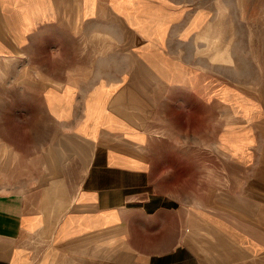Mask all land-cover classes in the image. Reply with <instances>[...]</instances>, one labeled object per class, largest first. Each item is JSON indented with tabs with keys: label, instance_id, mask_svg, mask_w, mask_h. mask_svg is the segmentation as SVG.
<instances>
[{
	"label": "crops",
	"instance_id": "1",
	"mask_svg": "<svg viewBox=\"0 0 264 264\" xmlns=\"http://www.w3.org/2000/svg\"><path fill=\"white\" fill-rule=\"evenodd\" d=\"M203 1L0 0V76L25 60L45 110L69 131L45 150L40 194L0 205V264H220L187 229L188 209L175 204L169 181L171 151L159 148L171 146L173 131L187 135L189 113L228 105L191 84L198 70L220 79L204 65L214 6L191 4ZM199 10L208 14L190 28ZM231 85L247 95V122L238 114L247 125V211L217 203L247 219V236L196 214L241 253L264 256V99ZM72 153L79 169L64 173ZM10 156L0 138V167Z\"/></svg>",
	"mask_w": 264,
	"mask_h": 264
},
{
	"label": "rangeland",
	"instance_id": "2",
	"mask_svg": "<svg viewBox=\"0 0 264 264\" xmlns=\"http://www.w3.org/2000/svg\"><path fill=\"white\" fill-rule=\"evenodd\" d=\"M191 4L214 6L213 22L203 33V55L205 69H213L221 79L198 70V82L191 84L217 94L228 105L214 104L203 115L189 113L187 135L180 137L173 131L171 146L159 148L161 153L164 149L171 151L169 181L178 201L175 204L187 207L193 223L187 229L196 227V235L212 253L213 261L228 264L238 259L235 264H264L260 253H241L196 214L205 211L247 236V219L217 202L228 198L231 204L247 211V125L238 123L240 113L247 122V95L231 84L264 99V0H204ZM207 14L199 10L190 28L198 26ZM30 68L18 56L6 76H0V138L13 149L8 165L0 167V205L16 197L40 194L42 176L49 170L45 150L69 132L45 110L39 94L42 86ZM28 70L26 76L33 82L20 79L19 72ZM251 83L261 87L247 85ZM194 105L189 101V106ZM175 155H182V160ZM77 156L72 153L62 163L64 173L79 169ZM21 185L26 186L23 191L27 188V193H20ZM23 205L34 208L27 201Z\"/></svg>",
	"mask_w": 264,
	"mask_h": 264
},
{
	"label": "bare ground",
	"instance_id": "3",
	"mask_svg": "<svg viewBox=\"0 0 264 264\" xmlns=\"http://www.w3.org/2000/svg\"><path fill=\"white\" fill-rule=\"evenodd\" d=\"M216 55H217V52H216ZM219 55V54H218ZM220 56V55H219ZM222 57V56H221ZM228 57V56H227ZM88 139V138H87Z\"/></svg>",
	"mask_w": 264,
	"mask_h": 264
}]
</instances>
